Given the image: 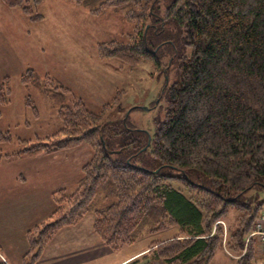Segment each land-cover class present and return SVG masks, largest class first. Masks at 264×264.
Masks as SVG:
<instances>
[{
  "label": "trees",
  "instance_id": "16d2710c",
  "mask_svg": "<svg viewBox=\"0 0 264 264\" xmlns=\"http://www.w3.org/2000/svg\"><path fill=\"white\" fill-rule=\"evenodd\" d=\"M63 1L93 17L107 10L125 15L133 32L98 44V57L149 61L169 80L153 136L125 117L101 122L111 105L94 113L77 100L48 143L20 140L7 154L50 155L83 144L94 149L76 191L56 192L55 211L27 233L23 264H38L58 232L91 214L94 234L111 251L171 228L177 235L152 243L146 264H209L223 246L217 223L231 210L238 224L226 246L236 264H253L255 240L247 243V237L264 206L258 197L264 191V0ZM1 2L34 23L44 20L38 11L44 0ZM21 80L39 85L33 69ZM61 90L54 95L64 96ZM10 95L6 79L3 106ZM12 142L11 133L0 130V145Z\"/></svg>",
  "mask_w": 264,
  "mask_h": 264
},
{
  "label": "rangeland",
  "instance_id": "374dc122",
  "mask_svg": "<svg viewBox=\"0 0 264 264\" xmlns=\"http://www.w3.org/2000/svg\"><path fill=\"white\" fill-rule=\"evenodd\" d=\"M38 11L44 15V20L34 23L20 10L10 9L0 0V87L8 79L11 88L10 103L6 106L0 103V130L10 132L13 138L11 144L0 145V154L4 156L0 160V239L8 248H0V260L7 264L14 263L16 254L27 253L24 231L30 227L31 231L55 211L54 194L61 190L69 194L76 191L83 168L93 159L94 149L83 144L50 155L39 153L30 157L8 158L7 154L18 150L20 140L48 143L47 137L63 129L62 113L72 109L77 100L94 113H100L105 106L111 105L104 110L101 122L108 119L121 122L125 117L130 126L153 136L156 124L163 116L165 104L161 93L166 80H169L149 61H139L137 65L133 64L135 61L102 60L98 57V44L125 40L133 32V25L122 13L107 10L93 17L87 10L63 0H44ZM29 69L35 70L40 86L26 87L22 84L21 76ZM170 81H173L171 76ZM56 87H63L67 92L59 91L64 94L62 97L54 95ZM11 174L19 181L16 185H23L28 180L29 186L17 190L6 182ZM51 190L54 191L49 195ZM258 197L263 201L264 191ZM33 198L47 202L46 205L51 200V211H32L24 201ZM42 202L39 203L40 208ZM229 212L217 223L223 246L219 247L209 264H236L239 261L226 246L238 224V213L235 210ZM263 214L264 206L260 216ZM92 219H95L94 214L72 228L86 226ZM177 233V229L170 228L148 235V238L151 242L165 243L171 241L168 237ZM254 240L253 264H260V245L258 240ZM20 264H23V258Z\"/></svg>",
  "mask_w": 264,
  "mask_h": 264
},
{
  "label": "crops",
  "instance_id": "0c3cea01",
  "mask_svg": "<svg viewBox=\"0 0 264 264\" xmlns=\"http://www.w3.org/2000/svg\"><path fill=\"white\" fill-rule=\"evenodd\" d=\"M7 177L8 179H6V182H8V184L9 183L12 184L13 187L15 186L17 190L18 188L29 186L28 180L26 182H23L24 183L23 185H16L18 184L17 182L19 181H17L15 175L13 176L11 174ZM77 177H78V170L76 172V178ZM34 188L35 187H33V190H35ZM53 191L54 190H51L49 192V195H51ZM24 202L25 205L26 204L29 205V208L35 212L40 211L42 209L51 211V208L53 207L51 200H49L48 205H46L47 202L45 204L38 198L36 199L33 198L31 200L25 199ZM40 202L43 203L41 208L39 206ZM94 220L95 219L88 221L87 225L83 227L81 226V227L65 229L60 235H57L53 239V242L48 246V248L45 249L38 264H140L143 261L144 257L146 256V253H148L151 244L155 243L149 241V238L147 236L141 239L140 241L136 242L132 246L125 247L116 252L111 251L103 243H101V240L97 236L94 235L92 228ZM30 229L31 227L25 229L24 231L25 237ZM175 236L176 235L170 236L168 238L170 240ZM0 248L4 250H8V248L5 246V241H2L1 239H0ZM24 254L21 256L20 255L17 256L16 254L15 257L16 259L14 260L13 264H20ZM260 255H261V257L259 258L260 264H264V258L261 253Z\"/></svg>",
  "mask_w": 264,
  "mask_h": 264
},
{
  "label": "built area",
  "instance_id": "2783aa9c",
  "mask_svg": "<svg viewBox=\"0 0 264 264\" xmlns=\"http://www.w3.org/2000/svg\"><path fill=\"white\" fill-rule=\"evenodd\" d=\"M256 239L260 245V251L264 258V215L257 221L253 230L250 232L247 237V243L251 240Z\"/></svg>",
  "mask_w": 264,
  "mask_h": 264
}]
</instances>
